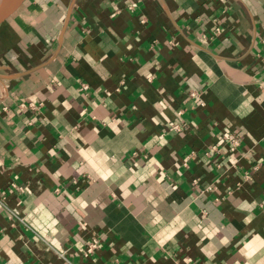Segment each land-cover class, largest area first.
I'll return each mask as SVG.
<instances>
[{"label":"crops","instance_id":"1","mask_svg":"<svg viewBox=\"0 0 264 264\" xmlns=\"http://www.w3.org/2000/svg\"><path fill=\"white\" fill-rule=\"evenodd\" d=\"M0 264H264V0H24Z\"/></svg>","mask_w":264,"mask_h":264},{"label":"built area","instance_id":"2","mask_svg":"<svg viewBox=\"0 0 264 264\" xmlns=\"http://www.w3.org/2000/svg\"><path fill=\"white\" fill-rule=\"evenodd\" d=\"M88 84L84 83L83 84V88H87ZM193 94H196V92H194ZM33 105V104H31ZM226 143L228 146V149L230 152L235 151L241 144V140L238 137L237 133L234 131H230L227 134L226 137ZM218 145H212L211 146V150L212 151H216L218 150ZM194 182H197L196 179H194ZM100 242H101V237L97 234H94L92 236H90V238L87 239L86 241V246L83 250V255L86 257H91L93 255H95L97 253V251L100 249ZM57 254H59V256L65 257L66 252L65 251H56Z\"/></svg>","mask_w":264,"mask_h":264},{"label":"water","instance_id":"3","mask_svg":"<svg viewBox=\"0 0 264 264\" xmlns=\"http://www.w3.org/2000/svg\"><path fill=\"white\" fill-rule=\"evenodd\" d=\"M24 0H6L0 12V27L12 16Z\"/></svg>","mask_w":264,"mask_h":264},{"label":"bare ground","instance_id":"4","mask_svg":"<svg viewBox=\"0 0 264 264\" xmlns=\"http://www.w3.org/2000/svg\"><path fill=\"white\" fill-rule=\"evenodd\" d=\"M6 0H0V12L2 11L3 7H4V3Z\"/></svg>","mask_w":264,"mask_h":264}]
</instances>
